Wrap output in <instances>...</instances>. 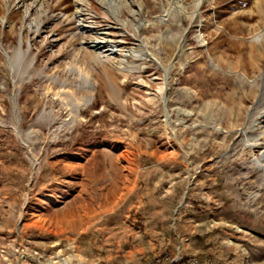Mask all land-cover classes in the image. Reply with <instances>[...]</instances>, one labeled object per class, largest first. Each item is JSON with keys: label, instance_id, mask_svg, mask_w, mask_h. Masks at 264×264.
<instances>
[{"label": "rangeland", "instance_id": "1", "mask_svg": "<svg viewBox=\"0 0 264 264\" xmlns=\"http://www.w3.org/2000/svg\"><path fill=\"white\" fill-rule=\"evenodd\" d=\"M14 1L0 0V264H95L127 236L154 256L188 244L264 264V0H84L81 29L77 0H40L36 32ZM84 96L69 124L64 103Z\"/></svg>", "mask_w": 264, "mask_h": 264}, {"label": "bare ground", "instance_id": "2", "mask_svg": "<svg viewBox=\"0 0 264 264\" xmlns=\"http://www.w3.org/2000/svg\"><path fill=\"white\" fill-rule=\"evenodd\" d=\"M27 0H15L13 4H16V7H20V8H24V20L28 21V27L30 29H34L35 32L39 29L40 24L38 22H35L33 19L30 18V12L31 11H37V8L41 7V2L40 0H32V2H30V4H26ZM4 2L6 3L7 0H4ZM83 2L84 0H77V9L74 13V18L76 20L77 23V27L79 29H81L82 25H81V12H82V6H83ZM106 2V1H104ZM203 2V0H195L194 2V8L195 10L197 9V7ZM181 4V3H180ZM183 12L184 11V7L180 6L179 7ZM113 13H116V11H113ZM0 21L2 23H7L6 19H0ZM263 38V35L257 34L255 35V37H253L252 39L256 42H259L261 39ZM94 51L98 52V59L102 62H107L110 61L113 56L116 55L117 53V49L114 45H112L111 43H104V42H95V43H91L90 46ZM20 49L18 50L17 53H19ZM75 69V68H74ZM79 71L78 73V77L83 81V87H79L80 89H86L87 93H89L91 95L92 93V85L90 83V77L88 72L81 68L78 67L77 68ZM73 72V71H72ZM75 73V71H74ZM67 96V95H65ZM72 96V95H71ZM61 100V99H60ZM70 100V101H69ZM66 101V103H64V108H66V110L68 111L69 114V124H73L75 122V120L78 118L79 113L81 110H83L88 104H90L91 101V96H84L82 98H75V97H71V99H69ZM258 167L260 168V170L262 172H264V152L261 155V161H258ZM71 256H68L64 259H59L56 262H53L51 264H70L71 261Z\"/></svg>", "mask_w": 264, "mask_h": 264}, {"label": "crops", "instance_id": "3", "mask_svg": "<svg viewBox=\"0 0 264 264\" xmlns=\"http://www.w3.org/2000/svg\"><path fill=\"white\" fill-rule=\"evenodd\" d=\"M128 240L129 238L127 236L126 239L122 240L123 243L121 245L120 241L113 240L112 242H109L110 240L107 239V243L110 245L103 247V250H101L99 254H96L97 258L95 259V264H144L155 255L156 247L152 245L150 240H146L148 242L146 245L144 244V239H141L140 237L137 238L136 241H130V243H128ZM177 246H180V250L183 251L184 254L180 251V255L183 258H193L188 255L189 252L190 255L196 256L195 258H197L199 264H213L212 261L208 263L204 260V258H206V252L204 253L203 247L199 248L197 246L195 248L192 247L191 249L188 244H178ZM174 250H176V247ZM174 250L171 251V253H174L170 255H175L176 252ZM207 261H209V258H207Z\"/></svg>", "mask_w": 264, "mask_h": 264}, {"label": "built area", "instance_id": "4", "mask_svg": "<svg viewBox=\"0 0 264 264\" xmlns=\"http://www.w3.org/2000/svg\"><path fill=\"white\" fill-rule=\"evenodd\" d=\"M145 264H199L194 258H183L180 252L177 251L174 256H168L166 254H159L154 256Z\"/></svg>", "mask_w": 264, "mask_h": 264}]
</instances>
